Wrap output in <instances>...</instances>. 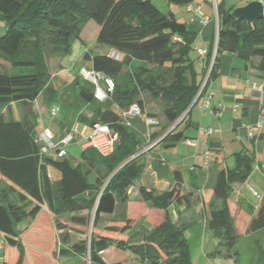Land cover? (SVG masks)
Returning a JSON list of instances; mask_svg holds the SVG:
<instances>
[{
    "label": "trees",
    "instance_id": "16d2710c",
    "mask_svg": "<svg viewBox=\"0 0 264 264\" xmlns=\"http://www.w3.org/2000/svg\"><path fill=\"white\" fill-rule=\"evenodd\" d=\"M163 1L186 8L195 0ZM257 1L264 4V0ZM206 2L213 9V17L209 19L213 28L204 65L212 56L216 34L213 0ZM215 6V63L202 93L215 77L224 53L245 62L258 58L257 69L264 76V17L247 23L232 17V11L238 7H229L227 0H215ZM0 20L6 26L0 37V179L5 183L0 187V234L5 243L2 264L47 261L46 253L32 245L27 260L22 237H28L31 244L49 239L52 251L87 257L90 264H108L103 255L111 247L120 254L128 253L114 264H127L130 259L143 264H193L187 233L197 225H204V221L220 240L219 246L224 245L227 252L234 248L238 236L232 224L229 199L247 181L256 164L254 154L246 152L234 154L233 168L215 174L209 186L211 200L200 220L174 221L167 213L175 204L185 205L188 210L194 206L192 194L181 195L178 184L161 193L139 189L140 201L163 210L165 215L159 225L143 232L137 245L128 244L121 236L129 228V221L121 229L108 226L88 241L71 245L63 232L67 222L85 227L92 216L95 226L102 215H115L118 202H126L127 189L140 177L143 165L134 158L139 142L122 125L121 111L132 104L142 111V94L147 93L160 105L166 126H175L163 132L158 143L171 147L186 140L184 129L178 131V127L187 121L191 108L201 98L202 93L198 96V92L204 67L200 74L195 70L190 54L196 35L185 23L179 22L172 12L159 11L153 0H0ZM89 22L98 27L93 49L86 47L83 36ZM73 41L85 48L83 65L112 78L115 89L110 100L100 103L93 97L92 85L74 72L70 89L76 106L72 110L78 114L89 107L92 116H77L80 123L106 124L118 135V143L110 155L102 157L94 149L85 148L81 156L84 162L76 166L66 158L39 155L35 142L36 116L32 112L35 102H57L60 94L51 84L48 60L68 56ZM108 50L116 51L122 58H110ZM12 104L19 108L18 120L3 116L4 109L9 113ZM262 104L264 109V86ZM24 107L28 108L25 112ZM51 170L59 172V181L50 179ZM92 173L96 177L90 182ZM24 220L30 224L18 231ZM247 231L251 234L264 231V203L258 202ZM260 251L264 262V243ZM217 254L215 251L214 256Z\"/></svg>",
    "mask_w": 264,
    "mask_h": 264
},
{
    "label": "crops",
    "instance_id": "0c3cea01",
    "mask_svg": "<svg viewBox=\"0 0 264 264\" xmlns=\"http://www.w3.org/2000/svg\"><path fill=\"white\" fill-rule=\"evenodd\" d=\"M191 6V12H188L184 7L187 19L183 23L196 35L193 48L198 59V65L195 64V70L200 74L203 70L204 62L198 58L197 50L208 48L209 37L213 28L211 20L207 23H203V20L211 19L213 17V10L206 0H195ZM195 8H199L198 13L194 12ZM5 31L6 26H2L0 22V37ZM259 61L258 58H253L249 62H245L235 55L227 53L220 56L215 77L210 81L206 90V93L211 96L213 111L202 110L200 108L201 99H199L191 108L187 121L178 127V131L184 129L183 135L186 137V140L196 139L198 141L196 147H189L184 141H181L171 147H165L163 144L158 143L149 150L143 151L156 142L163 132L169 131L171 127L166 126L161 116V110L145 99L143 94L141 95L140 98L143 104L142 115L130 118L128 120L130 125L125 127L139 142L140 147L137 152L139 154L137 160L143 165V169L140 177L134 180L132 186L127 189L126 202H118L115 215L101 216L95 228V235L101 233L108 226L121 229L125 225V222L129 221V228L121 236L124 237L128 244L131 242L139 244L145 230H150L163 221L165 215L163 210L150 209L140 201V188H144L146 191L154 190L161 193L169 191L179 184L180 194H192L191 202L195 204L194 210L197 212L202 211L203 213V210L207 209L211 200L212 191L209 186L212 184L215 174L221 169L233 168L234 154L240 152L252 153L256 158L254 170L242 186L246 185L248 188V184L252 181L260 185L261 194L264 193L262 183L264 180V109L262 107L264 76L257 69ZM60 66V59L55 65L56 68L52 67L50 62L48 63L51 84L56 92L62 94L70 88L74 72H78L84 65L80 66L78 70L59 69ZM44 104L42 102L39 104L35 102L32 105V112L36 118L39 116V113L47 114L53 105L56 106L55 103H47L46 106ZM60 105L58 117L48 119L47 125H44L43 128L50 129L57 138H60L69 132L70 128L75 124L78 125L80 131L88 125L80 123L77 120V116L82 115L90 118L92 112L89 107L83 108L77 114L72 110L71 103L65 106L61 102ZM13 106L15 105L12 104L10 109ZM5 113L6 110L4 109L3 116H5ZM152 114L159 120L158 126L152 127L146 125V117L152 116ZM17 118V116L16 118L13 117L14 120H18ZM56 120L57 123H54L53 121ZM207 128L216 131L210 134L206 140V144L212 152V159L205 166L202 158L201 141L203 138L202 130ZM250 132H252L253 138L248 137ZM84 149L79 142H75L70 146L66 160L72 166L82 164L84 161L81 156ZM49 174L52 181L56 182L60 180L61 176L58 171L51 170ZM95 177V173H92L89 178L94 180ZM4 186L5 183L0 179V187ZM232 196L240 198L246 204L252 203L255 206L258 204L255 199L252 200L250 197H247V194L243 193L241 189L233 192ZM252 197L254 196L252 195ZM193 208L188 210L185 205L180 206L175 204L167 209V213L171 217L172 215L174 216L173 220H177V213H180L182 221L190 222L192 219L187 218L193 216ZM115 217H118V219L112 220ZM29 224V220H24L17 230H23ZM66 225L75 230L83 228L69 222ZM57 233L60 234L61 231H57ZM2 241H4V237L0 234V243ZM71 254L69 252L65 256ZM127 254L126 252L116 255L117 258L108 264L119 262ZM135 260L139 261L138 259ZM0 264H2L1 256Z\"/></svg>",
    "mask_w": 264,
    "mask_h": 264
},
{
    "label": "rangeland",
    "instance_id": "374dc122",
    "mask_svg": "<svg viewBox=\"0 0 264 264\" xmlns=\"http://www.w3.org/2000/svg\"><path fill=\"white\" fill-rule=\"evenodd\" d=\"M219 2L221 0H218ZM257 1V0H252ZM154 6L161 11L162 13H168L172 12L175 15V18L179 22H186L187 14L184 13V7H179L175 5H168L163 0H153ZM247 3L241 0H227V5L229 7L231 6H245ZM213 10V9H212ZM2 26H5V23L3 21H0ZM98 31V27L93 22H89L84 29V39L86 41V47L88 49H93L95 47V35ZM5 33V32H4ZM109 52H112L113 50H108ZM85 52L84 46H82L78 41H73L71 44V52L68 56L64 58H60L59 56H53L48 60V63L52 65V67L56 68L55 65L60 59L61 66L60 68H65L68 70L75 69L78 70L80 66H83L82 63V57ZM110 54V53H109ZM191 58L194 59L195 64L198 65V59L195 55V52L192 51L190 54ZM85 68H89L88 65H84ZM144 98L147 99L149 102L153 103L158 109L161 110L160 105L157 102H154L151 97L147 94H143ZM64 103L65 106L71 103L72 109L73 106H76V98L74 93H72L71 89L69 88L65 93L60 94L58 97L57 102H55L56 107L58 108V113L55 117H58L60 113L61 105L60 103ZM36 103H41V101H38ZM45 103V102H42ZM53 103V102H51ZM47 103L44 104L46 106ZM52 105V104H51ZM54 106V105H53ZM52 106V107H53ZM51 107V108H52ZM46 108V107H45ZM48 110L47 114H41L39 113V116L36 118V126L35 130L37 132H40L43 129L44 125H47L48 119H52L50 116V110ZM28 108H23V112L27 111ZM19 108L15 105L11 107L9 110V113H5L6 118H16L18 117ZM18 119V118H17ZM54 123H57L56 121H53ZM70 150V147L68 148V152ZM90 182L93 181L92 178H89ZM263 186H264V180H263ZM247 186H241V190L243 193L247 194V197H250L252 200L255 199L260 204L264 203V193L261 194V186L258 184L253 183L252 181ZM243 187V188H242ZM252 189L257 194L261 196V200H257L255 197H252L251 192L249 189ZM258 205V204H257ZM195 206V204H194ZM193 206V207H194ZM148 207V206H146ZM229 207H230V213L232 218V224L234 227V230L237 234V243L234 246V248L227 252L224 245L219 246L218 243L220 240L216 238L212 233L208 230L207 222L205 221L204 225H197L196 227H193L189 232L187 233L188 239H189V246H190V254L192 258L193 264H264L263 257L261 255V246L264 243V231H259L256 233H248L247 226L250 221V219L253 217L254 210L257 208L254 204H246L244 203L240 198L238 197H231V200L229 199ZM150 209H154L151 207H148ZM193 208V216L187 219H202V211L197 212ZM197 212V213H196ZM178 218L182 220L181 214L177 213ZM172 215V219H173ZM174 221H176L174 219ZM68 223V222H67ZM98 224V223H97ZM96 226L93 225V216L90 217L88 220V223L85 227L80 229H73L70 226L66 225V228L64 229V233L68 235L69 239V245L76 243L78 241H88L92 235L95 236L96 232ZM205 231V232H204ZM58 234V233H57ZM28 237H22L21 242L23 243L27 255V260L29 257V250L31 249V245L34 247L39 248L41 251L46 253L47 261L45 262H39L40 264H90L87 257H80L76 254L71 255H58V251L51 250V241L49 239H45L43 242L39 243H30L28 241ZM55 242L58 244V240L55 239ZM132 245H137V242H131ZM5 247V243L2 241V249L1 252V259H2V251ZM215 251H217L219 254L214 256ZM120 255L119 251H116L113 247H111L109 250L105 252L103 255V259L106 260L108 263L113 262L117 256ZM226 255H229L230 257H224ZM28 264H31V262L28 260ZM128 264H141L140 261H137L135 259H130L128 261Z\"/></svg>",
    "mask_w": 264,
    "mask_h": 264
},
{
    "label": "built area",
    "instance_id": "2783aa9c",
    "mask_svg": "<svg viewBox=\"0 0 264 264\" xmlns=\"http://www.w3.org/2000/svg\"><path fill=\"white\" fill-rule=\"evenodd\" d=\"M244 2H248L250 0H241ZM214 6V20H215V41L212 51V56L207 64L204 65V76L200 85V89L198 92V96L204 90L205 85L209 81L211 71L214 67L216 46H217V14H216V6L215 0H213ZM186 10L188 12L192 11V6H187ZM199 8H195L194 12L198 13ZM209 22V19H204L203 23ZM197 55L199 59H201L204 63L206 61L207 49H199L197 50ZM109 57L114 60H120L122 58L121 54L116 51H112L109 54ZM78 74L80 78L92 85L93 87V97L96 101L103 103L110 100L114 89L115 83L112 78L104 76L100 72L94 71L92 69H87L82 67L79 69ZM201 106L202 110L213 111V106L211 104V96L206 92L201 95ZM199 100V99H198ZM58 113V108L53 106L50 110V116L52 119ZM142 115V111L137 104H132L127 110L121 111V121L122 125L129 126V119L132 117H139ZM147 126H158L159 120L153 117H146L145 119ZM264 123V118H263ZM173 127V126H172ZM216 130L207 128L202 130L203 138L201 141L202 148V158L203 164L207 166L212 159V152L210 148L206 144V140L210 134L214 133ZM249 138H253L252 132H250ZM161 139H158L156 142L151 144L148 148L143 151L149 150L151 147L156 145ZM35 142L39 147V155L46 156L52 154L56 159L66 158L68 153V148L74 144L75 142H79L83 148H92L94 149L100 156L106 157L110 155L115 145L118 143V135L113 133L110 127L106 124L101 123H93L92 125H86L82 131L78 129V125L75 124L69 130V132L65 133L62 137L57 138L54 133L48 129L43 128L40 132H37L35 135ZM185 144L189 147H196L198 145V141L196 139H187L184 141ZM139 154H136L134 158H138ZM193 170V169H192ZM50 177V174L48 172ZM251 194L259 201L261 200V196L253 191L251 188L249 189ZM2 249V243H0V250ZM89 261V259H88Z\"/></svg>",
    "mask_w": 264,
    "mask_h": 264
},
{
    "label": "water",
    "instance_id": "95a60500",
    "mask_svg": "<svg viewBox=\"0 0 264 264\" xmlns=\"http://www.w3.org/2000/svg\"><path fill=\"white\" fill-rule=\"evenodd\" d=\"M231 15L235 19L252 23L264 17V4L261 1H250L245 6L235 8ZM174 128L175 126L171 127L169 131Z\"/></svg>",
    "mask_w": 264,
    "mask_h": 264
}]
</instances>
